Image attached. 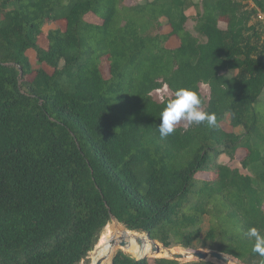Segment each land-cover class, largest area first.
I'll return each mask as SVG.
<instances>
[{"label": "trees", "instance_id": "trees-1", "mask_svg": "<svg viewBox=\"0 0 264 264\" xmlns=\"http://www.w3.org/2000/svg\"><path fill=\"white\" fill-rule=\"evenodd\" d=\"M128 1L0 0V264L194 258L177 246L264 264L246 235L264 232V0ZM59 21L65 29L44 32ZM164 86L172 98L196 91L217 126L161 139L172 98L151 94ZM240 150L248 174L219 163ZM121 238L128 246L112 256Z\"/></svg>", "mask_w": 264, "mask_h": 264}, {"label": "clouds", "instance_id": "clouds-1", "mask_svg": "<svg viewBox=\"0 0 264 264\" xmlns=\"http://www.w3.org/2000/svg\"><path fill=\"white\" fill-rule=\"evenodd\" d=\"M202 99L190 88L181 87L175 91L174 98L167 101L160 113L158 131L161 139H165L176 131V125L181 121L192 124H206L209 128L217 126V115L201 108ZM253 241L252 252L264 257V232L257 227H250L246 233Z\"/></svg>", "mask_w": 264, "mask_h": 264}, {"label": "rangeland", "instance_id": "rangeland-1", "mask_svg": "<svg viewBox=\"0 0 264 264\" xmlns=\"http://www.w3.org/2000/svg\"><path fill=\"white\" fill-rule=\"evenodd\" d=\"M240 1H243V3L244 4H246L247 6H249V7H251V8H254L255 7V5H254V3L251 1V0H240ZM140 2H142V0H133V1H131V0H129L128 1V4H138V3H140ZM197 12H198V10L196 9V8H191L188 12H187V14H188V16H189V21H188V23H187V25H186V29L189 31V32H191L194 36H197V33L195 32V30H194V28H195V20H194V18L196 17V15H197ZM87 19L89 20V21H92V22H99V20L97 19V18H95L94 16H91V15H89L88 17H87ZM256 21H260L261 22V24H262V28H263V30H264V17L262 18V19H260L259 18V16H256ZM65 26H66V24H65V22L64 21H59L58 23H52V24H49V25H46L45 27H44V32L45 33H48L50 30H53V29H56V28H58V27H60V28H62V29H65ZM163 32L164 33H168V32H170V28L169 27H165L164 29H163ZM41 45L43 46V47H47V39L45 38V37H43L42 39H41ZM179 45V42H178V40L177 39H175V38H173L171 41H170V43H169V46L170 47H172V48H175V47H177ZM27 55H28V57H29V59H30V61H31V64H32V66H33V68H39V65H38V61H37V58H36V53L34 52V51H29L28 53H27ZM45 69L47 70V71H49V72H52V70H50L48 67H46L45 66ZM200 89H201V93H202V95L206 98V100L208 101V99H209V97H210V89H209V87L208 86H206V85H201L200 86ZM151 96H152V98L155 100V101H157V102H163L165 99H168V98H172L173 97V93L168 89V87L167 86H164L163 88H161V89H159V90H157V91H154L152 94H151ZM191 123H189V122H186V121H181L180 123H178L177 125H176V128H178V127H181V128H188V126L190 125ZM225 127V129H229V127L227 126V125H225L224 126ZM246 156V152L245 151H243V150H240V151H238L237 153H236V155L234 156V158H230L229 156H227V155H222L220 158H219V163L220 164H223V165H227V166H229V167H231V168H239V170L243 173V174H248V172L247 171H245V170H243L242 169V166H241V160L244 158ZM201 177H204V178H209L210 177V175L209 174H205V175H201ZM113 222H116V223H118L116 220H112L111 221V223H113ZM119 224V223H118ZM121 225V224H120ZM122 227H124L123 225H121ZM125 228V227H124ZM208 228H209V223H208V219L206 218L205 219V222H204V225H203V233H206L207 232V230H208ZM106 229V228H105ZM105 229H104V231H103V233L105 232ZM103 233H102V235H103ZM133 233H137V232H133ZM137 234H139V235H142V236H147V234H145V233H137ZM158 243V242H157ZM158 244H160V243H158ZM160 245H162V244H160ZM162 246H164V245H162ZM176 249H179V250H181V251H189V250H192V251H198V250H201V251H205V252H207V251H209L208 249H198V250H193V249H183V248H181V247H173L172 249H169V251H172V250H176ZM96 250H94L91 254H90V259H91V261H92V255H93V253L95 252ZM125 252V251H124ZM127 253V252H126ZM127 254H129V255H131V256H133V257H136V255H134V254H131V253H127ZM163 257H171V256H163ZM231 258H233L232 256H230ZM153 258H156V257H153ZM193 257H191V258H185V256H184V259L185 260H191ZM237 259H235V258H233L231 261H230V263L229 264H233V263H235V264H237L238 262L236 261ZM180 262H182L183 264H186V263H191V262H196V261H189V262H187V261H180ZM208 263H211V264H222L221 262H218L217 260H214V259H209V261H207Z\"/></svg>", "mask_w": 264, "mask_h": 264}, {"label": "water", "instance_id": "water-1", "mask_svg": "<svg viewBox=\"0 0 264 264\" xmlns=\"http://www.w3.org/2000/svg\"><path fill=\"white\" fill-rule=\"evenodd\" d=\"M147 236L150 238L149 234H147ZM101 239H102V236H101L95 250H97L98 246L100 245ZM126 246H128V242L126 239H124V238H121L118 240L112 239L110 242V248H111L110 254H112L113 250L115 249V252L112 255V256H114L118 251H120V250L124 251L123 248H125ZM164 248H166V247L164 246ZM158 251H159V249H157V248L154 250V252H158ZM193 252H194V254H193L194 258L192 260H189V261L194 260L196 262H207L211 258V259L217 260L218 262H221L222 264H229L231 259H233L229 255H226V254L218 252V251H213V250H209L207 252L198 250V251H193ZM156 258H166V259L175 260V261H183V260L187 261L184 259V256L181 254H175L171 257H156ZM105 261H106V259L99 261L96 264H104ZM189 261H187V262H189ZM236 261L238 262L237 264H243L239 260H236Z\"/></svg>", "mask_w": 264, "mask_h": 264}, {"label": "bare ground", "instance_id": "bare-ground-1", "mask_svg": "<svg viewBox=\"0 0 264 264\" xmlns=\"http://www.w3.org/2000/svg\"><path fill=\"white\" fill-rule=\"evenodd\" d=\"M110 250H111V248H110ZM110 252H111V251H110ZM155 253H157V252H155ZM143 257H157V256H153V255H145V256H143ZM105 259L107 260V259H108V256H106V257L103 258L102 260H105ZM102 260H101V261H102ZM191 260H192V259H191ZM187 261H189V260H187ZM105 262H106V261H105ZM105 262H104V264H106Z\"/></svg>", "mask_w": 264, "mask_h": 264}, {"label": "built area", "instance_id": "built-area-1", "mask_svg": "<svg viewBox=\"0 0 264 264\" xmlns=\"http://www.w3.org/2000/svg\"><path fill=\"white\" fill-rule=\"evenodd\" d=\"M258 16L260 19H262L264 17V15L262 13H259Z\"/></svg>", "mask_w": 264, "mask_h": 264}]
</instances>
